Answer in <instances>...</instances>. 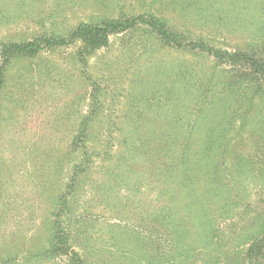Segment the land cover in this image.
I'll list each match as a JSON object with an SVG mask.
<instances>
[{
	"label": "rangeland",
	"instance_id": "1",
	"mask_svg": "<svg viewBox=\"0 0 264 264\" xmlns=\"http://www.w3.org/2000/svg\"><path fill=\"white\" fill-rule=\"evenodd\" d=\"M138 14L222 52L264 58V0H0V44L67 36L80 22ZM80 47L76 39L2 65L0 264H72L69 252L86 264H166L173 241L158 219L173 205V220L187 216L175 212V177L163 170L191 126L211 124L230 104L234 110L223 97L264 88V76L202 50L166 46L145 27L112 34L90 54L80 55ZM256 142L235 146L252 153ZM245 184L246 199L219 220L213 245L187 236L191 247L178 264H231L233 244L238 257L246 253L253 218L263 217L256 212L264 189L255 177ZM258 241L253 250L264 245ZM214 250H221L218 260Z\"/></svg>",
	"mask_w": 264,
	"mask_h": 264
},
{
	"label": "trees",
	"instance_id": "2",
	"mask_svg": "<svg viewBox=\"0 0 264 264\" xmlns=\"http://www.w3.org/2000/svg\"><path fill=\"white\" fill-rule=\"evenodd\" d=\"M138 27L147 28L164 45L171 48L202 50L223 63L239 62L246 65L249 75L264 76V58H254L242 50L222 52L208 45L201 38L191 39L180 30L168 28L161 19L154 15L138 14L119 16L115 19L105 18L99 21L80 22L71 29L67 36H39L25 42L2 43L0 44L2 60L0 62V83L3 77L2 65L11 58L34 55L42 49L66 45L76 39L81 41L80 55H86L106 46L110 35ZM237 90L234 96L223 97L228 103L230 102L228 99L236 103L235 109L230 110L231 104L226 108L222 107L214 113L218 118L211 124L191 126L188 132L189 137L182 144L181 151L171 166L163 170L166 179L175 177L174 191L178 195L176 197L179 204L178 211L174 207L175 212L179 216L180 213L187 216L186 220H173L171 218L173 205L170 208L164 206L165 209L158 219L157 223L161 233L173 241V254L166 264H178V258L182 260L185 258V254L191 247L186 244L187 236L204 239L205 244L213 245L210 239L212 240L213 236L220 232L219 220L229 218L230 214H233L232 209H238L241 201L247 197L248 188L246 184L243 185L244 181L254 177L258 178L264 189V88H238ZM214 94L217 95V93ZM219 100L213 101L217 104ZM211 103L213 102L209 103L204 100L203 104L208 107ZM232 129L236 133L229 136L228 133ZM85 132L86 124L82 121L80 138H78L81 144L83 143L81 137ZM194 133H200V137L193 140L191 135ZM249 138L257 139L255 148H253L254 152L246 153L244 151L246 144L243 143L242 148H236L235 145L239 141L245 142ZM167 192L168 188L160 190V194L164 196ZM173 197V194H169V199ZM256 213L263 214V217H254L252 227L247 232L248 237L255 242L264 239V204ZM254 241L247 248L246 253L240 255L241 258L243 256L242 260L240 256L238 257L239 251H236V246L231 245L232 250L226 251L231 257V264H244V257L248 258L247 264H264V245L259 250H253ZM220 251H213L216 254L214 258L218 257ZM69 253L72 264H86L78 253ZM133 254H130L128 258L130 261L135 259ZM147 254V252L144 253V258L148 263Z\"/></svg>",
	"mask_w": 264,
	"mask_h": 264
}]
</instances>
